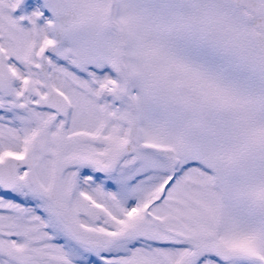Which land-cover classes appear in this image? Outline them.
I'll return each instance as SVG.
<instances>
[{"label": "snow or ice", "instance_id": "obj_1", "mask_svg": "<svg viewBox=\"0 0 264 264\" xmlns=\"http://www.w3.org/2000/svg\"><path fill=\"white\" fill-rule=\"evenodd\" d=\"M0 264H264V0H0Z\"/></svg>", "mask_w": 264, "mask_h": 264}]
</instances>
